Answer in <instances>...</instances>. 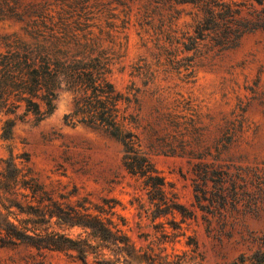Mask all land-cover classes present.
<instances>
[{
  "label": "rangeland",
  "instance_id": "rangeland-1",
  "mask_svg": "<svg viewBox=\"0 0 264 264\" xmlns=\"http://www.w3.org/2000/svg\"><path fill=\"white\" fill-rule=\"evenodd\" d=\"M89 2L107 4L109 17L104 11L96 20H112L113 33L123 44L113 81L120 90L137 89V102L129 111L136 116L135 132L142 148L173 184L178 200L197 215L183 217L175 212L153 220L143 211L139 216L133 199L140 196L146 203V196L140 181L123 168L122 145L101 130L67 123L65 115L73 108L68 91L59 93L48 117L16 121L10 140L2 138L8 116L0 114V167L10 152L14 156L27 153L29 165L45 184L60 182L67 190L75 187L79 197L86 196L92 205L104 208L115 200V215L99 216L119 224L125 219L121 227L139 256L130 264H147L143 258L147 253L167 256L169 264H223L258 248L264 239V198L256 207L250 202L255 191L254 172L264 178V32L246 34L230 49L200 46L192 76L185 77V71L169 65L165 55L156 56L152 42L143 45L142 36L148 35L139 22L147 0ZM179 9L175 22L180 29H187L193 20L192 10L188 5ZM15 28L12 22L0 20V32ZM227 122L235 125V142L220 157L235 166L239 199L235 208L227 204L224 216L218 217L196 207L194 167L199 162H217ZM183 150L190 155L180 156ZM90 212L99 214L95 209ZM60 231L75 241L76 249L45 252L42 257L47 263L104 264L103 260H110L109 264H116L113 246L95 238L88 228L62 226ZM13 254L17 255L15 250H0L1 258ZM84 255L86 263L82 262Z\"/></svg>",
  "mask_w": 264,
  "mask_h": 264
},
{
  "label": "trees",
  "instance_id": "trees-1",
  "mask_svg": "<svg viewBox=\"0 0 264 264\" xmlns=\"http://www.w3.org/2000/svg\"><path fill=\"white\" fill-rule=\"evenodd\" d=\"M89 1L0 0V20L16 26L0 32V114L8 116L2 138L11 139L18 120L33 116L40 121L51 115L59 93L68 91L73 108L65 115L67 123L101 130L122 145L123 168L140 181L146 196V203L140 196L133 199L139 216L144 211L153 220L175 212L195 217L196 210L178 200L173 184L159 173L139 142L136 116L129 111L137 102V89L120 90L113 81L123 44L113 33L112 20H96L104 11L107 16V4ZM183 5L192 10L193 20L187 29H180L175 22ZM143 10L139 26L148 35L142 36L143 45L152 42L156 56L165 55L169 65L185 71V77L192 76L200 46L230 49L246 34L264 32V0H147ZM234 142L235 125L227 122L217 162H199L194 167L196 207L212 216L223 217L227 204L235 208L239 199L235 166L220 157ZM186 154L190 155L183 150L179 155ZM254 173L250 205L256 207L264 198V178ZM111 200L113 204L104 208L92 205L86 196L79 197L75 187L67 190L60 182L47 185L29 165L27 153L14 156L10 152L0 167V250H15L17 255L0 257V264H52L42 257L45 252L75 248V241L60 231L62 226L88 228L95 238L113 246L116 264L138 260L134 244L121 227L125 219L119 224L99 216L115 215L116 201ZM91 209L99 214H92ZM21 250L27 253L20 254ZM143 258L147 264L170 263L167 256L155 253ZM82 262L86 263L85 255ZM103 262L109 264L110 260ZM223 264H264V239L255 250Z\"/></svg>",
  "mask_w": 264,
  "mask_h": 264
}]
</instances>
